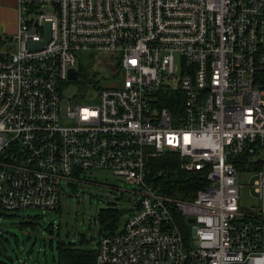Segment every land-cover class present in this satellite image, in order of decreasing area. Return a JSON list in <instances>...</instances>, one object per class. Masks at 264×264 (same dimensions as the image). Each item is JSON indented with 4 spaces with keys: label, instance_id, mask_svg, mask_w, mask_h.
I'll return each instance as SVG.
<instances>
[{
    "label": "built area",
    "instance_id": "obj_1",
    "mask_svg": "<svg viewBox=\"0 0 264 264\" xmlns=\"http://www.w3.org/2000/svg\"><path fill=\"white\" fill-rule=\"evenodd\" d=\"M15 11L0 33V212L53 208L79 193L63 184L105 169L131 183L129 202L98 232L92 264H264V170L246 168L249 210L232 161L264 149V0H15ZM80 54L88 65L103 54L116 74L104 83L90 68L94 103L79 100L84 86L66 91ZM166 89L181 93L174 112L158 102ZM147 145L205 169V183L191 197L160 190Z\"/></svg>",
    "mask_w": 264,
    "mask_h": 264
},
{
    "label": "rangeland",
    "instance_id": "obj_2",
    "mask_svg": "<svg viewBox=\"0 0 264 264\" xmlns=\"http://www.w3.org/2000/svg\"><path fill=\"white\" fill-rule=\"evenodd\" d=\"M262 41L264 43V23L262 26ZM91 55L80 54L77 59L86 62L77 77L67 80V92L75 93L82 89L85 75L90 74L93 65L98 67L95 76L100 82H108L110 70L101 62H92ZM77 65V62H75ZM264 98V94H261ZM79 100L94 103L97 100L96 90L89 84L84 86ZM253 155H255L253 153ZM264 159V149L257 151V155ZM264 170V163L260 166ZM246 168L236 169L239 182V204L251 209L258 204L254 191V179L257 174ZM93 181L78 182L76 185L63 184V190H79L78 195L62 194L58 204L53 208L38 206H24L16 209H6L0 212V257L15 264H56L57 241L60 239L75 240L79 233H84L80 246L93 248L98 234V210L109 206L117 209L116 222L121 221L128 206V190L130 182L105 169L88 172ZM96 180V181H95ZM122 188V189H121ZM104 229V228H102Z\"/></svg>",
    "mask_w": 264,
    "mask_h": 264
},
{
    "label": "trees",
    "instance_id": "obj_3",
    "mask_svg": "<svg viewBox=\"0 0 264 264\" xmlns=\"http://www.w3.org/2000/svg\"><path fill=\"white\" fill-rule=\"evenodd\" d=\"M77 74L81 70V65H75ZM264 72V70H263ZM178 97H174L173 89H166L160 92L158 102L164 104L174 112V105L181 101V93L177 91ZM257 149L253 152H241L232 157L233 164L236 168L254 169L264 163V159L257 155ZM253 153L255 155H253ZM178 155L175 151L169 149L155 150L152 146L147 145L143 149V164L151 168H161L162 173L148 176L153 185L160 190L181 197H191L193 191L205 183V169L193 167L191 169H180L178 166ZM119 211L110 206L101 207L98 210V232L102 228L112 229L116 224V218ZM180 222L183 221L180 218ZM184 230V228L182 227ZM84 233H79L77 241L60 239L57 241V254L55 256L56 264H92L95 253L93 248L80 246L79 242L84 238ZM0 264H15L13 261H6L0 257Z\"/></svg>",
    "mask_w": 264,
    "mask_h": 264
},
{
    "label": "crops",
    "instance_id": "obj_4",
    "mask_svg": "<svg viewBox=\"0 0 264 264\" xmlns=\"http://www.w3.org/2000/svg\"><path fill=\"white\" fill-rule=\"evenodd\" d=\"M15 26V0H0V33L11 32Z\"/></svg>",
    "mask_w": 264,
    "mask_h": 264
},
{
    "label": "water",
    "instance_id": "obj_5",
    "mask_svg": "<svg viewBox=\"0 0 264 264\" xmlns=\"http://www.w3.org/2000/svg\"><path fill=\"white\" fill-rule=\"evenodd\" d=\"M48 27H49V25H48ZM48 36H49V29L47 28L44 38L39 39V40H33V41L30 42V45H32L34 47L35 46H40L48 38ZM75 75H76V73H75L74 68L73 67H69L68 68V72H67V76L68 77H75ZM187 219L191 220L192 217L189 216Z\"/></svg>",
    "mask_w": 264,
    "mask_h": 264
}]
</instances>
